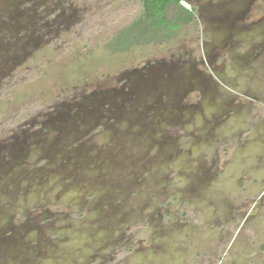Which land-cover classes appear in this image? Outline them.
Returning a JSON list of instances; mask_svg holds the SVG:
<instances>
[{"label":"rangeland","instance_id":"rangeland-1","mask_svg":"<svg viewBox=\"0 0 264 264\" xmlns=\"http://www.w3.org/2000/svg\"><path fill=\"white\" fill-rule=\"evenodd\" d=\"M228 1L113 52L133 0H0V264H264V114L210 49L232 19L264 51V0Z\"/></svg>","mask_w":264,"mask_h":264},{"label":"trees","instance_id":"trees-1","mask_svg":"<svg viewBox=\"0 0 264 264\" xmlns=\"http://www.w3.org/2000/svg\"><path fill=\"white\" fill-rule=\"evenodd\" d=\"M180 1L133 0L139 4L140 14L112 36L109 48L127 52L142 46L165 47L184 26L197 25L194 11L186 10Z\"/></svg>","mask_w":264,"mask_h":264},{"label":"crops","instance_id":"crops-1","mask_svg":"<svg viewBox=\"0 0 264 264\" xmlns=\"http://www.w3.org/2000/svg\"><path fill=\"white\" fill-rule=\"evenodd\" d=\"M254 45H258L257 42ZM235 58H239L240 61L236 62ZM227 59L230 62H224L222 70L218 72L225 78L223 82L232 89L243 91V94L252 100L248 103L252 112L256 115L264 114V51L251 48L250 52L243 53V50L238 48L235 51L232 50ZM243 59L247 61L242 62ZM240 76L248 78H239ZM224 147L232 149L230 145H223L222 148Z\"/></svg>","mask_w":264,"mask_h":264},{"label":"flooded vegetation","instance_id":"flooded-vegetation-1","mask_svg":"<svg viewBox=\"0 0 264 264\" xmlns=\"http://www.w3.org/2000/svg\"><path fill=\"white\" fill-rule=\"evenodd\" d=\"M187 1V0H186ZM201 2L202 0H192V2H189L190 3V5H191V9H192V11H194V13L196 12L195 10H198V8H197V6H198V3L197 2ZM205 2H206V4L210 1V0H204ZM220 3L222 4V5H224V4H229V1L228 0H220ZM196 14V13H195ZM197 17V16H196ZM225 21V20H224ZM235 21L234 20H229V23L228 24H225L224 22H220V23H224L225 24V26H224V24H217V26H215V28H214V30L215 31H213L214 33H215V37H214V45H213V42H212V44H211V46H210V49H211V51H212V58L211 59H219V58H222L223 59V57H224V55H226V51L228 52V50L230 49V47L232 48V50H233V44H231V45H229V42L228 41H226V42H228V43H225L224 41H225V39H226V37L228 38V39H230V42L231 43H234V42H240V41H242L243 40V38L241 37V28L243 27H236V25H235V23H234ZM227 23V22H226ZM230 31H233L232 33H230ZM216 44V45H215ZM210 51V52H211ZM211 59H209V61H210V63H211ZM211 65H213V63H211ZM186 69H190V68H186ZM214 69V68H213ZM221 69V68H220ZM210 67H207V68H204V70L203 71H200L199 73H196V79H195V82H196V85L198 86V87H201L200 86V83H199V81H201V78L202 77H205V75H206V73H211L210 72ZM215 71H217V72H219V71H221V70H219V69H217V67H216V69H215ZM187 72V71H186ZM189 75H192L191 73L190 74H187V76L190 78V76ZM176 83V82H175ZM174 90L178 93V91H181L182 93H184V92H186L184 95H185V98L187 99V101H189L190 102V94H191V92L192 91H190V89L188 88V86H187V84H186V81H183L182 83H180V84H177V87H175L174 88ZM240 97H243L248 103L249 102H252V100H250V99H248L247 98V95H245V94H242V95H240ZM171 107H174L173 105H170ZM230 106H232V107H237V108H240V106L239 105H235V104H233V103H230ZM246 106V105H245ZM193 108V107H196V104L195 103H193V104H186V105H180V106H177L176 108L178 109V110H182L183 108ZM247 107V106H246ZM243 108V107H242ZM204 161H203V159L202 160H199V161H197L196 162V168L198 167L199 169H200V166H202L203 167V170H201L199 173H201V175H199V177H201V178H208L207 177V175L208 174H210V177H212L211 178V180H209V181H211V183L213 184L214 182H215V186H217L216 187V189H215V194L214 195H218L219 194V192L221 193V190H223L222 189V185H221V189L218 187V183L216 184V182H218V170H217V167H218V165H214L213 166V172H209V169L208 168H206V167H204L205 165V163H203ZM226 162V161H225ZM218 163V162H217ZM202 164V165H201ZM196 174V173H195ZM196 177V176H195ZM204 180V179H203ZM205 182H207V180L205 181ZM211 183H210V185H211ZM205 185H207L206 183H205ZM234 195V194H233ZM185 221H187V219L186 220H184V222ZM125 252L127 251V250H124ZM123 252V250H120V253H122Z\"/></svg>","mask_w":264,"mask_h":264},{"label":"built area","instance_id":"built-area-1","mask_svg":"<svg viewBox=\"0 0 264 264\" xmlns=\"http://www.w3.org/2000/svg\"><path fill=\"white\" fill-rule=\"evenodd\" d=\"M181 6H183L188 11H191L192 10L191 9V5L187 1H185V0H182L181 1Z\"/></svg>","mask_w":264,"mask_h":264},{"label":"clouds","instance_id":"clouds-1","mask_svg":"<svg viewBox=\"0 0 264 264\" xmlns=\"http://www.w3.org/2000/svg\"><path fill=\"white\" fill-rule=\"evenodd\" d=\"M182 1V0H181ZM181 1H180V5H181ZM183 7V6H182ZM189 12H192V10L191 11H189Z\"/></svg>","mask_w":264,"mask_h":264}]
</instances>
